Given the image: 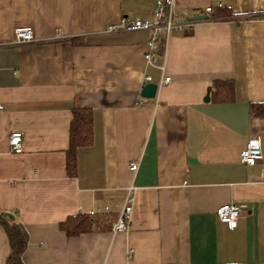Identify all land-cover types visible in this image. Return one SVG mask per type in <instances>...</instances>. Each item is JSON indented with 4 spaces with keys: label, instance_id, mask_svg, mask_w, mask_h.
Returning a JSON list of instances; mask_svg holds the SVG:
<instances>
[{
    "label": "crops",
    "instance_id": "obj_1",
    "mask_svg": "<svg viewBox=\"0 0 264 264\" xmlns=\"http://www.w3.org/2000/svg\"><path fill=\"white\" fill-rule=\"evenodd\" d=\"M230 6V19L192 21L155 46L166 53L155 98L141 96L149 32L111 31L123 17L154 20L151 0H0V212L29 232L25 264H264V160L241 162L250 139L264 152V0H175L179 19ZM32 26L35 40L15 41ZM74 39L82 40L75 43ZM231 78L235 100L205 98ZM211 97V95H210ZM93 110L94 141L66 167L73 108ZM23 152L10 151L12 132ZM138 164L132 170V164ZM135 186L130 228L68 236L60 223L121 209ZM242 206L235 228L217 216ZM11 246L0 225V264Z\"/></svg>",
    "mask_w": 264,
    "mask_h": 264
},
{
    "label": "built area",
    "instance_id": "obj_2",
    "mask_svg": "<svg viewBox=\"0 0 264 264\" xmlns=\"http://www.w3.org/2000/svg\"><path fill=\"white\" fill-rule=\"evenodd\" d=\"M154 3V20L149 21L139 17H123L118 24L109 26L111 31H138L145 30L149 32V39L147 42V52L145 58L151 65L156 66L162 72L161 82L158 84L162 86L171 81V77L165 74L166 71V53L159 59L155 53V46L161 35L168 40L173 31H183L186 26L192 25V21H183L179 19L176 11L175 0H151ZM222 6V5H219ZM214 11V6L205 8L207 14ZM15 41L17 43L32 42L35 40L34 29L32 26H19L15 28ZM147 82H152V76L145 77ZM3 104H0V108ZM10 151L13 153L23 152V134L19 131L12 132L9 136ZM242 163L248 166H254L264 160V152L261 138L256 136L249 140L246 148L240 154ZM138 164L133 163L132 170H136ZM135 186L129 185L123 195V203L121 209L117 212V218L111 226V231L118 233L126 231L131 225V216L135 201ZM242 206L234 203L222 204L217 208V216L223 222L229 224L233 229L237 225L238 218L241 214ZM110 212L109 208L103 210L93 209L89 212L91 215L99 213Z\"/></svg>",
    "mask_w": 264,
    "mask_h": 264
},
{
    "label": "trees",
    "instance_id": "obj_3",
    "mask_svg": "<svg viewBox=\"0 0 264 264\" xmlns=\"http://www.w3.org/2000/svg\"><path fill=\"white\" fill-rule=\"evenodd\" d=\"M236 14L230 6H214V11L207 17L212 19H230ZM75 43H81L74 39ZM211 100L215 103H230L235 100V82L231 78L215 79L209 88ZM252 115L264 117V102L252 104ZM94 141L93 110L89 107L76 106L73 108L70 123L69 146L66 150V167L70 176L77 175V150L80 147L90 146ZM117 214L104 212L96 215L80 213L68 216L60 223V228L71 237L79 236L92 231L111 229ZM0 225L9 237L11 254L6 264H25L23 254L28 246L29 232L17 219L5 212H0Z\"/></svg>",
    "mask_w": 264,
    "mask_h": 264
},
{
    "label": "water",
    "instance_id": "obj_4",
    "mask_svg": "<svg viewBox=\"0 0 264 264\" xmlns=\"http://www.w3.org/2000/svg\"><path fill=\"white\" fill-rule=\"evenodd\" d=\"M206 18H207L206 15H196V16L190 17L189 21H199V20H204ZM158 88H159L158 83L148 82L143 86V88L141 90V96L144 98H150V99L155 98L157 96V93H158ZM209 99H210V95L208 93L205 100L209 101ZM9 215L13 217V215H11V214H9Z\"/></svg>",
    "mask_w": 264,
    "mask_h": 264
}]
</instances>
